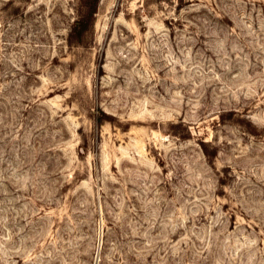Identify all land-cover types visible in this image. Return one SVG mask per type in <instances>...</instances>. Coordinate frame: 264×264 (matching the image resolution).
Segmentation results:
<instances>
[{"label": "rangeland", "instance_id": "obj_1", "mask_svg": "<svg viewBox=\"0 0 264 264\" xmlns=\"http://www.w3.org/2000/svg\"><path fill=\"white\" fill-rule=\"evenodd\" d=\"M0 264H264V0H0Z\"/></svg>", "mask_w": 264, "mask_h": 264}]
</instances>
